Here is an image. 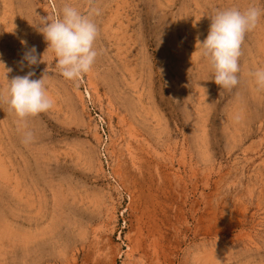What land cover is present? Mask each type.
<instances>
[{
  "label": "rangeland",
  "instance_id": "374dc122",
  "mask_svg": "<svg viewBox=\"0 0 264 264\" xmlns=\"http://www.w3.org/2000/svg\"><path fill=\"white\" fill-rule=\"evenodd\" d=\"M65 4L87 0H0L7 77L42 76L53 101L27 118L25 145L0 100V264H264V88L251 76L264 15L230 90L195 45L215 11L264 0H94L98 54L75 81L48 70L47 51L21 63L46 47L31 24Z\"/></svg>",
  "mask_w": 264,
  "mask_h": 264
},
{
  "label": "clouds",
  "instance_id": "9594fccd",
  "mask_svg": "<svg viewBox=\"0 0 264 264\" xmlns=\"http://www.w3.org/2000/svg\"><path fill=\"white\" fill-rule=\"evenodd\" d=\"M100 14V9L94 6V0H87V5L81 9L65 4L55 17L39 16L31 24L46 47L37 56L35 46L28 47L23 53L21 63L35 65L44 62L45 51L51 54L48 70H54L66 80H77L83 74L90 72L97 57L94 41L98 36V27L92 17ZM261 15L259 7L250 5L244 10L225 8L215 11L210 18L207 34L202 41L197 40L198 57L203 58L211 68V80L220 88L230 90L238 82V58L244 34L254 29ZM22 45L25 40L20 41ZM196 50V49H195ZM54 60V64L51 62ZM3 69V79L7 81L6 88L0 89V100L6 102L9 110L16 118L17 131L21 142L32 143L33 131L28 127L27 118L49 110L52 99L46 92L45 81L40 76L31 79L32 71L24 75H16L10 79L6 68L0 60ZM255 85L264 88V68H258L251 73Z\"/></svg>",
  "mask_w": 264,
  "mask_h": 264
}]
</instances>
